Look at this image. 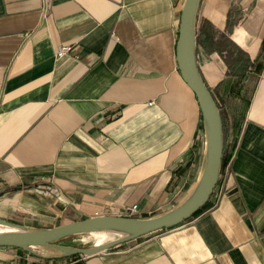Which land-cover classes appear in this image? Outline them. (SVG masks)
Listing matches in <instances>:
<instances>
[{
  "label": "crops",
  "instance_id": "obj_1",
  "mask_svg": "<svg viewBox=\"0 0 264 264\" xmlns=\"http://www.w3.org/2000/svg\"><path fill=\"white\" fill-rule=\"evenodd\" d=\"M182 2L0 0L7 219L40 226L133 203L130 214L147 216L190 192L205 132L176 61ZM60 43L71 48L56 56ZM195 51L216 102L240 104L209 204L73 264H264V0H199Z\"/></svg>",
  "mask_w": 264,
  "mask_h": 264
},
{
  "label": "water",
  "instance_id": "obj_2",
  "mask_svg": "<svg viewBox=\"0 0 264 264\" xmlns=\"http://www.w3.org/2000/svg\"><path fill=\"white\" fill-rule=\"evenodd\" d=\"M199 0H183L178 22L175 55L182 78L196 95L205 132L204 162L190 192L173 206L147 216L97 213L53 225L30 226L0 216V245L17 246L38 256H64L79 252L90 254L140 234L176 225L202 205L218 179L223 151V125L218 104L202 77L195 51V14ZM110 231L112 235L91 244L65 243L63 237L79 232ZM52 246L53 254L39 252L34 246Z\"/></svg>",
  "mask_w": 264,
  "mask_h": 264
},
{
  "label": "rangeland",
  "instance_id": "obj_3",
  "mask_svg": "<svg viewBox=\"0 0 264 264\" xmlns=\"http://www.w3.org/2000/svg\"><path fill=\"white\" fill-rule=\"evenodd\" d=\"M217 104L221 112L222 116V125L223 129L225 132H227V129L229 128L230 122H231V116L233 111H239V103L236 99H232L229 96H225L223 93L219 94L217 96ZM6 199V198H5ZM4 197L0 198V200H5ZM136 205V203H133ZM0 213L5 214L0 216H3L5 218H15V213L8 212L7 210L0 209ZM18 213V212H17ZM58 222V218L56 217H51L50 219L47 220H41L38 221L37 224L41 225H53ZM100 241L99 234L94 233V232H79L74 235L67 236L61 241L65 243H74V244H80V245H87L91 244L93 241ZM39 252H56L57 250L53 248L52 246H34ZM0 258L4 260H12L17 264H59L61 262H65L68 260H73L75 261V257H70V258H65V259H57L53 260L51 258H43L38 255H33L22 248H6L2 247L0 251Z\"/></svg>",
  "mask_w": 264,
  "mask_h": 264
},
{
  "label": "trees",
  "instance_id": "obj_4",
  "mask_svg": "<svg viewBox=\"0 0 264 264\" xmlns=\"http://www.w3.org/2000/svg\"><path fill=\"white\" fill-rule=\"evenodd\" d=\"M255 64V63H254ZM255 68L257 67L256 65L254 66ZM201 124H202V119H201ZM202 126H203V124H202ZM221 162H222V157H221ZM209 204V199H207L202 205H200L196 210H194L193 212H192V214H190L188 217H186L185 219H183L182 221H184V220H186V219H188L191 215H193V214H195V213H197L201 208H203V207H205V206H207ZM132 215V214H131ZM181 221V222H182ZM170 226H173V225H170ZM170 226H167V227H170ZM164 227V226H163ZM73 235V234H72ZM140 235H142V234H140ZM140 235H138V236H140ZM70 236V235H69ZM138 236H135V237H138ZM66 237V236H65ZM135 237H133V238H135ZM64 238V237H63ZM132 239V238H131ZM129 240V239H128ZM127 240H125V241H121V242H118V243H115V244H113V245H111V246H109V248H114V247H118V246H123L124 244H125V242H126ZM6 246H8V245H6ZM9 247H17V246H9ZM23 250H25V249H23ZM25 251H27V250H25ZM27 252H29V253H31V254H33V255H35L34 253H32V252H30V251H27ZM80 253L79 252H76V253H71V254H68V255H64V256H59V255H50V256H43V255H40V257H43V258H51V259H53V260H57V259H60V258H62V257H77L78 255H79Z\"/></svg>",
  "mask_w": 264,
  "mask_h": 264
},
{
  "label": "built area",
  "instance_id": "obj_5",
  "mask_svg": "<svg viewBox=\"0 0 264 264\" xmlns=\"http://www.w3.org/2000/svg\"><path fill=\"white\" fill-rule=\"evenodd\" d=\"M71 48V44L69 43H60L57 48H56V51H55V54L56 56H60V55H63L65 54L66 52H68ZM136 205L135 204H132L129 208H128V213H132L133 210L135 209ZM0 264H17L15 263L14 261L12 260H4L2 258H0ZM40 264V263H38ZM57 264V263H56ZM59 264H73V260H68V261H65V262H61Z\"/></svg>",
  "mask_w": 264,
  "mask_h": 264
},
{
  "label": "bare ground",
  "instance_id": "obj_6",
  "mask_svg": "<svg viewBox=\"0 0 264 264\" xmlns=\"http://www.w3.org/2000/svg\"><path fill=\"white\" fill-rule=\"evenodd\" d=\"M0 227H4V225L3 224H0ZM93 232L99 234L100 240L106 239L107 237H109V236L112 235V232H110V231H104V230H101V231H93Z\"/></svg>",
  "mask_w": 264,
  "mask_h": 264
}]
</instances>
